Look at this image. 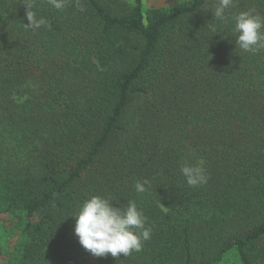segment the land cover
Listing matches in <instances>:
<instances>
[{"label": "trees", "instance_id": "16d2710c", "mask_svg": "<svg viewBox=\"0 0 264 264\" xmlns=\"http://www.w3.org/2000/svg\"><path fill=\"white\" fill-rule=\"evenodd\" d=\"M25 2L0 0V263L264 264V49L236 46L218 0H35L36 30ZM248 10L264 0L228 13ZM199 160L190 187L180 167ZM94 195L136 201L142 251L79 244L71 216Z\"/></svg>", "mask_w": 264, "mask_h": 264}, {"label": "clouds", "instance_id": "9594fccd", "mask_svg": "<svg viewBox=\"0 0 264 264\" xmlns=\"http://www.w3.org/2000/svg\"><path fill=\"white\" fill-rule=\"evenodd\" d=\"M57 10L65 9L69 0H47ZM26 18L28 28L39 29L47 21L38 17L33 11L35 0H26ZM76 8L83 12L80 0H75ZM233 0H218L212 14L215 20L230 23L235 35V43L242 51L256 54L264 49V16L254 10L240 11L229 14ZM215 33L216 27L208 25ZM180 172L190 187H197L208 182L204 161L194 164H182ZM151 187L149 180H137L134 188L137 193H145ZM71 217L75 218L74 235L79 244L96 257L110 254L114 258L124 257L133 252H140L143 245L151 238L152 229L146 227L147 217L135 200H129L124 207H114L110 198L98 195L85 199L78 211Z\"/></svg>", "mask_w": 264, "mask_h": 264}, {"label": "rangeland", "instance_id": "374dc122", "mask_svg": "<svg viewBox=\"0 0 264 264\" xmlns=\"http://www.w3.org/2000/svg\"><path fill=\"white\" fill-rule=\"evenodd\" d=\"M183 1V0H142L143 9L147 10L149 8H171L174 4ZM0 241H1V232H0ZM1 260V256H0ZM226 264H238L236 261V257L234 255H230L225 257ZM2 264V263H0Z\"/></svg>", "mask_w": 264, "mask_h": 264}]
</instances>
